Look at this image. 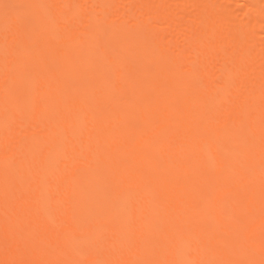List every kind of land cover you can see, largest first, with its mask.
<instances>
[{"label": "bare ground", "instance_id": "obj_1", "mask_svg": "<svg viewBox=\"0 0 264 264\" xmlns=\"http://www.w3.org/2000/svg\"><path fill=\"white\" fill-rule=\"evenodd\" d=\"M0 264H264V0H0Z\"/></svg>", "mask_w": 264, "mask_h": 264}, {"label": "rangeland", "instance_id": "obj_2", "mask_svg": "<svg viewBox=\"0 0 264 264\" xmlns=\"http://www.w3.org/2000/svg\"><path fill=\"white\" fill-rule=\"evenodd\" d=\"M10 254H12V255L15 254V251H12Z\"/></svg>", "mask_w": 264, "mask_h": 264}]
</instances>
